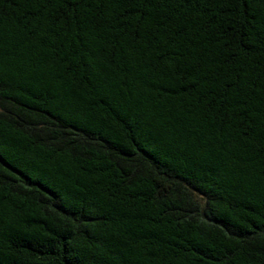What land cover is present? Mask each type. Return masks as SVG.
I'll list each match as a JSON object with an SVG mask.
<instances>
[{
  "label": "trees",
  "instance_id": "1",
  "mask_svg": "<svg viewBox=\"0 0 264 264\" xmlns=\"http://www.w3.org/2000/svg\"><path fill=\"white\" fill-rule=\"evenodd\" d=\"M0 264H264V0H0Z\"/></svg>",
  "mask_w": 264,
  "mask_h": 264
}]
</instances>
